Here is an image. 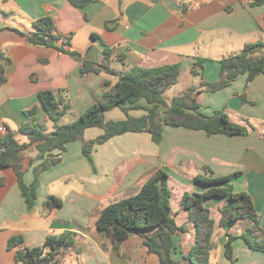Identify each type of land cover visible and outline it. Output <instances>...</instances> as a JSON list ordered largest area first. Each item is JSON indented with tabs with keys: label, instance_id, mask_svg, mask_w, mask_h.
<instances>
[{
	"label": "crops",
	"instance_id": "1",
	"mask_svg": "<svg viewBox=\"0 0 264 264\" xmlns=\"http://www.w3.org/2000/svg\"><path fill=\"white\" fill-rule=\"evenodd\" d=\"M254 1L95 0L76 7L69 0H0V48L8 57L6 82L0 85V126L15 131L20 142H28L18 129L29 120L25 112L39 107L33 119L45 133H53L54 123L41 107L40 91L52 90L70 102L60 120L67 124L114 85L119 74L134 67L178 64L175 95L200 85V77L192 73L199 57L206 58L203 77L218 80L224 57L242 51L246 44L264 42V0L260 5H253ZM43 16L53 17L57 32L71 36L67 51L99 62L105 46L111 48L110 65L116 74L102 71L84 76L82 60L31 42L27 35L35 30L33 22ZM246 82L247 74H240L227 87L216 92L201 88L195 96L200 112L225 111L231 120L248 123L249 134L208 135L203 130L166 125L162 141L155 143L148 131H128L96 144L92 161L83 153L81 140L71 141L62 160L40 174L32 207L25 202L15 170L0 164V264H16L17 248L43 246L49 234L65 232L72 233L74 245L62 264H161L145 244L154 228L130 234L117 249L97 227L102 208L138 193L146 178L159 169L169 175L172 215L185 227L173 235L172 256L182 264H190L184 257L196 242V226L183 209L182 198L222 186L200 183L197 175L220 177L240 172L231 183L235 191L250 193L264 228V74L247 86ZM242 94L246 95L244 101ZM166 99L170 102L172 98ZM146 113L145 109H130L127 114L117 107L106 111L105 119L125 120ZM103 133L101 127H89L84 137L91 140ZM5 134L0 131V137ZM37 154L35 144L24 149V181L28 184L34 179V165L41 162L31 164ZM51 195L62 200L61 207L45 205ZM226 203L225 197L217 195L204 199L215 221L210 264H231L225 256L228 233L236 236L237 264H264V252L250 249L241 238L248 219H239L231 228L220 225ZM16 236L23 238L22 243L9 249V239Z\"/></svg>",
	"mask_w": 264,
	"mask_h": 264
},
{
	"label": "trees",
	"instance_id": "2",
	"mask_svg": "<svg viewBox=\"0 0 264 264\" xmlns=\"http://www.w3.org/2000/svg\"><path fill=\"white\" fill-rule=\"evenodd\" d=\"M76 7H84L95 0H69ZM263 0H255L253 5H260ZM34 32L27 38L36 45L54 47L63 52H69L76 59L82 60L81 72L84 76L106 71L116 74L110 65L112 49L104 48L101 61H90L78 52L67 51L71 36H64L57 32L53 17L43 16L33 22ZM19 31V30H18ZM21 32V31H19ZM23 33V32H21ZM24 34V33H23ZM206 58L199 57L192 68V73L200 77V85L188 91L175 95L170 102L165 92L177 84L180 79L179 65L166 64L158 67H134L124 74H119L118 81L107 89L102 96L95 97L93 105L83 112L76 120L61 124L60 120L69 111L70 102L59 97L52 90L39 92V100L47 117L54 123L53 133H45L33 116L39 110L34 107L26 111L29 120L23 123L18 132L28 137V142H20L15 131L8 129L0 137V164L12 167L18 177V183L28 207H32L37 200L39 176L46 169L62 160V153L66 151L71 141L81 140L83 153L92 161V150L96 144L104 143L116 135L128 131H148L155 143L163 138L164 126L185 127L193 130H203L208 135L225 134L247 135L251 126L231 120L225 111L206 115L200 112V103L195 92L204 88L209 92H216L236 81L240 74H247L246 86L259 74H264V42L246 44L242 51L224 57L221 61L219 79L206 80L204 75ZM8 57L0 48V85L6 82L4 75ZM246 95L242 94V100ZM146 104H142L141 101ZM121 108L127 114L130 109H145L146 114L140 117L129 116L125 120H106L105 112L113 108ZM160 107H165L160 111ZM101 127L104 133L95 139L86 140L84 132L89 127ZM35 144L38 154L31 159L34 165V179L31 183L24 181L23 153L29 145ZM59 150L58 152H55ZM234 172L220 177H206L197 175L198 182L203 184H222L211 187L206 192L185 194L181 205L189 213V218L196 226V242L188 255L184 258L190 264H210L211 252L214 248L212 236L215 221L210 216V210L204 206V199L217 195L226 198V205L222 209L220 225L233 227L239 219L249 220V226L242 233L247 246L254 251L264 252V228L260 224V215L255 207L252 196L247 191H235L231 180L239 175ZM0 183L3 179L0 178ZM172 192L169 186V175L162 169L157 170L142 184L141 190L135 195L114 201L99 211L97 227L107 234L115 243L117 249L121 242L132 233H141L148 228H154L152 235L146 236L145 244L148 250L156 253L161 264H182L175 260L172 251L175 246L173 235L184 231L185 227L178 225L172 215ZM46 206H62V200L56 196H49ZM236 236L228 233L225 244V256L231 264H237L234 255L233 241ZM23 241L21 236L12 237L8 241L9 249H14ZM74 240L71 232L49 234L43 246L17 248L15 251L16 264H62L65 254L73 247Z\"/></svg>",
	"mask_w": 264,
	"mask_h": 264
},
{
	"label": "rangeland",
	"instance_id": "3",
	"mask_svg": "<svg viewBox=\"0 0 264 264\" xmlns=\"http://www.w3.org/2000/svg\"><path fill=\"white\" fill-rule=\"evenodd\" d=\"M175 93H176L175 87L173 86L166 91L165 96L168 97V99H171L173 96H175ZM244 125L250 126L248 123H246ZM235 187H238V185L235 184Z\"/></svg>",
	"mask_w": 264,
	"mask_h": 264
},
{
	"label": "built area",
	"instance_id": "4",
	"mask_svg": "<svg viewBox=\"0 0 264 264\" xmlns=\"http://www.w3.org/2000/svg\"><path fill=\"white\" fill-rule=\"evenodd\" d=\"M190 7H191V4H190ZM7 130H8V129L6 128L5 125H1V126H0V131H1V132L6 133Z\"/></svg>",
	"mask_w": 264,
	"mask_h": 264
}]
</instances>
